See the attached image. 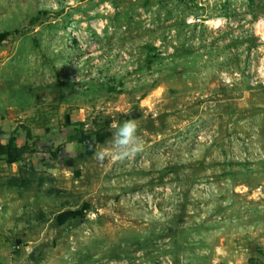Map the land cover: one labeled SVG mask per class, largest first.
I'll return each instance as SVG.
<instances>
[{
  "label": "rangeland",
  "instance_id": "1",
  "mask_svg": "<svg viewBox=\"0 0 264 264\" xmlns=\"http://www.w3.org/2000/svg\"><path fill=\"white\" fill-rule=\"evenodd\" d=\"M263 74L264 0H0V124L23 149L0 162L9 249L194 264L264 234ZM132 119L142 151L101 160ZM49 142L63 159L29 152Z\"/></svg>",
  "mask_w": 264,
  "mask_h": 264
},
{
  "label": "crops",
  "instance_id": "2",
  "mask_svg": "<svg viewBox=\"0 0 264 264\" xmlns=\"http://www.w3.org/2000/svg\"><path fill=\"white\" fill-rule=\"evenodd\" d=\"M6 128L5 123L0 124V143H5L7 140ZM17 155L18 150L10 148L6 155H0V158H4L0 162L14 163ZM9 177L13 179L15 174L11 173ZM2 179H5V176L0 173V264H32L31 254H29L32 247L29 244L15 241L16 250L14 251L10 250L7 244L6 225H14L21 219L15 215L16 198L12 196V194L15 195L17 187L15 188L14 183L10 185L8 181L1 182ZM246 233L247 231L244 230L242 235L239 234L230 250L223 248L221 252H217L213 248L212 259L207 256L206 259L197 260L194 264H219L221 261L223 264H264V234L257 230L250 235ZM217 259H220V262Z\"/></svg>",
  "mask_w": 264,
  "mask_h": 264
},
{
  "label": "clouds",
  "instance_id": "3",
  "mask_svg": "<svg viewBox=\"0 0 264 264\" xmlns=\"http://www.w3.org/2000/svg\"><path fill=\"white\" fill-rule=\"evenodd\" d=\"M138 124L134 119L126 120L118 126H114L113 135L110 140V147L99 153L103 160L106 156L112 155L114 159L123 160L136 155L142 151L141 137L138 135Z\"/></svg>",
  "mask_w": 264,
  "mask_h": 264
},
{
  "label": "trees",
  "instance_id": "4",
  "mask_svg": "<svg viewBox=\"0 0 264 264\" xmlns=\"http://www.w3.org/2000/svg\"><path fill=\"white\" fill-rule=\"evenodd\" d=\"M33 20L34 18L31 19V22ZM10 148H16L18 150V155L16 159L22 157V153H23L22 147L16 146L12 138L7 139L5 143H0V155H6ZM29 152L35 154L46 153L50 158H54V159H63L64 157V150L62 144H54L53 142H49L48 144H45L44 147L32 149Z\"/></svg>",
  "mask_w": 264,
  "mask_h": 264
},
{
  "label": "built area",
  "instance_id": "5",
  "mask_svg": "<svg viewBox=\"0 0 264 264\" xmlns=\"http://www.w3.org/2000/svg\"><path fill=\"white\" fill-rule=\"evenodd\" d=\"M216 20L219 21L218 19H216ZM213 21H214V20H211V22H213ZM223 21H225V19L221 20L220 24H219L218 26H216V27H214V26L212 25V23H211V26L214 27V28H218L219 26H221V25L223 24ZM261 23H262L261 21H255V22H254V25H253L254 28H255L256 30L262 29V28H261V27H262V26H261ZM257 25H258V26H257ZM259 37H260V36H259ZM259 73H260V71H259ZM263 75H264V74H263ZM13 248L16 249V245H14Z\"/></svg>",
  "mask_w": 264,
  "mask_h": 264
}]
</instances>
